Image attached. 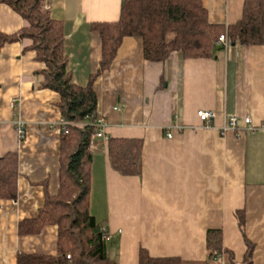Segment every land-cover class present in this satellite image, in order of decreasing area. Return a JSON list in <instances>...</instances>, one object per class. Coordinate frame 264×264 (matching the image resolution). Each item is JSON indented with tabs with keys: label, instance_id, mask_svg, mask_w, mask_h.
<instances>
[{
	"label": "crops",
	"instance_id": "0c3cea01",
	"mask_svg": "<svg viewBox=\"0 0 264 264\" xmlns=\"http://www.w3.org/2000/svg\"><path fill=\"white\" fill-rule=\"evenodd\" d=\"M121 3L45 0L51 17L62 23V48L75 84L86 85L101 58L100 36L91 24L116 21ZM201 3L211 23L227 27L242 17L244 0ZM25 25L0 3L1 33ZM30 45L28 38L0 45V156L15 152L19 172L16 199L0 198V264H17L20 253L55 252L54 226L35 235L17 230L20 221L37 217L44 186L52 194L58 189L64 131L60 96L41 86L44 63ZM93 88L106 136L142 140L140 175H121L110 166L103 137L90 142L89 211L110 234V249L115 242L117 264H138L141 247L151 256L204 262L208 228L222 229L223 246L242 264L246 244L236 210H243L244 233L254 244L252 264H264V128L240 138L217 130L233 114L264 127V42L232 44L210 58L172 52L152 62L143 57L140 38L126 37ZM198 109L215 111L214 127L201 126ZM16 119L26 127L22 141Z\"/></svg>",
	"mask_w": 264,
	"mask_h": 264
},
{
	"label": "trees",
	"instance_id": "16d2710c",
	"mask_svg": "<svg viewBox=\"0 0 264 264\" xmlns=\"http://www.w3.org/2000/svg\"><path fill=\"white\" fill-rule=\"evenodd\" d=\"M18 13L26 25L20 30L0 32V45L22 38L31 40L35 58L44 63L41 86L57 92L58 107L65 122L59 146V186L50 193L44 186V204L35 218L18 223V234H39L54 226L53 254L20 253L17 264H117L110 256L109 241L103 238L101 223L89 211L90 142L96 131L94 80L108 70L126 37L142 41L143 57L152 62L164 61L172 52L184 58H210L222 48L218 37L226 33L231 44L260 45L264 42V0H244L242 17L225 27L211 23L201 0H122L116 21L91 24L101 41V58L88 83L72 82L64 55L62 23L51 17L45 0H0ZM98 116V115H97ZM110 166L121 175H140L142 140L108 137ZM17 154L0 156V198L15 200L18 177ZM238 228L246 244L242 264H252L254 244L244 233V212L236 210ZM99 231H96V228ZM206 259L197 264H237L233 252L222 244V229L208 228L205 233ZM138 264H189L178 256H151L139 249ZM192 264V263H191ZM194 264V263H193Z\"/></svg>",
	"mask_w": 264,
	"mask_h": 264
},
{
	"label": "built area",
	"instance_id": "2783aa9c",
	"mask_svg": "<svg viewBox=\"0 0 264 264\" xmlns=\"http://www.w3.org/2000/svg\"><path fill=\"white\" fill-rule=\"evenodd\" d=\"M217 44L220 45L222 48L227 49L229 46H231V42L228 39L226 33H222L217 40ZM216 116L215 111L212 109H198L196 111V117L201 123L202 127L210 128L214 127L213 120ZM93 125L96 128L95 133L93 134L94 137H103L105 140L108 139V137L105 134V127H106V120L101 116H95L93 121ZM60 124L62 125L64 131H65V122L61 118ZM13 125L18 137V140L22 141L26 138V127L24 122H22L19 119H16L13 121ZM174 128H181L178 126H174ZM263 125L261 124H255L251 117L249 116H243L240 117L238 115H227L225 117L224 122L217 127V130L221 135H226L227 133H233L237 138L241 137L242 132H249L254 133L261 129H263ZM166 136L170 138L172 136V129H167ZM101 230L103 231V238L105 240H109L110 234L108 233L106 227L102 226Z\"/></svg>",
	"mask_w": 264,
	"mask_h": 264
},
{
	"label": "rangeland",
	"instance_id": "374dc122",
	"mask_svg": "<svg viewBox=\"0 0 264 264\" xmlns=\"http://www.w3.org/2000/svg\"><path fill=\"white\" fill-rule=\"evenodd\" d=\"M112 243H113V240H112ZM113 247L110 249V256L112 258H114L116 261H117V254H116V250H115V242L113 243Z\"/></svg>",
	"mask_w": 264,
	"mask_h": 264
},
{
	"label": "water",
	"instance_id": "95a60500",
	"mask_svg": "<svg viewBox=\"0 0 264 264\" xmlns=\"http://www.w3.org/2000/svg\"><path fill=\"white\" fill-rule=\"evenodd\" d=\"M95 230H96V231H99V228L97 227Z\"/></svg>",
	"mask_w": 264,
	"mask_h": 264
}]
</instances>
